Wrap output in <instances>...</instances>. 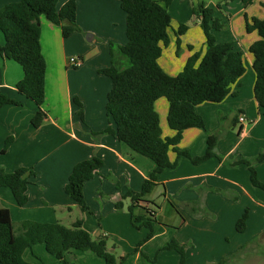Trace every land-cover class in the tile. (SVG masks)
Instances as JSON below:
<instances>
[{"label": "crops", "instance_id": "obj_1", "mask_svg": "<svg viewBox=\"0 0 264 264\" xmlns=\"http://www.w3.org/2000/svg\"><path fill=\"white\" fill-rule=\"evenodd\" d=\"M18 1L0 0V8ZM66 1L59 0V5ZM199 1L205 3L204 0ZM263 1L254 0L247 6L240 0L232 1L238 5L216 2L215 16L226 25L223 29L215 30L216 37L221 42H234L235 49L243 51L246 72L232 84L231 92L224 100L197 105L196 110L203 116L206 126L184 130L177 147L200 156L206 152L209 134L217 133L225 126L222 122L229 125L240 123L242 130L236 135L234 129H229L220 136L215 150L222 159L214 156L194 163L190 158L181 156L176 167L167 168L159 174L158 185L153 195L150 193L152 197L135 208H149L152 202H158V195L163 194L172 203L174 216L171 215V226L162 223L155 226L154 236L142 246L147 252L150 245L154 247L151 251H155L176 238L182 244H187V264H218L224 258H227L224 264H264V190L252 184L248 165L232 164L242 157L252 158L264 152V108L254 95L256 73L249 51L259 35L257 31L248 33L245 29V13L264 19ZM77 3L78 24L84 31L92 33L88 38L90 45L83 43L78 50H70L74 44L73 38L77 42L75 36H79L78 31L64 37L60 26L43 15L40 17L42 51L47 62L46 98L42 108L48 116L39 127L32 124L37 104L17 88L18 81L24 77L22 65L0 54V90L20 101V104L0 106V167L8 172L19 167H33L36 171V175L30 178L28 203L19 205L12 190L1 186L0 207L10 209L13 223L14 212L18 214L20 227L17 233L14 224L16 234L22 233V223L27 219L61 221L64 213H72L79 206L64 190L74 165L98 156L103 159L104 165L84 185L85 198L90 206V211H84V214L87 216L85 212H91L99 218L104 216L101 214L115 216L114 225L102 221L101 229L113 230V233L119 231L122 240L129 241L127 224L131 213L127 215L124 211L125 194L128 189L140 191L156 164L112 134L102 132L115 124L106 112L112 79L98 71L111 65L110 42H127L126 12L119 0H77ZM191 4L183 7L175 5L174 0L170 4L178 9L177 25L184 23L188 26L180 36L175 32L174 36L171 35L170 44L159 59L161 66L171 75H177L194 52H205L206 37L201 27V16L193 11L199 4L195 5L193 0ZM206 6L213 7L211 4ZM181 8L186 10L184 16ZM232 9L235 12H230ZM169 11L173 23L174 16ZM178 37L181 39L179 54ZM78 38L81 44L83 40ZM4 43L5 35L0 30V44ZM166 49H169L168 53H165ZM73 52L82 58V64L77 69H72L74 66L70 64V53ZM76 98L83 105V117L79 114L80 106ZM164 98H159L155 107L160 114L163 136H172L175 131L167 121L169 102ZM241 113L253 121L251 127L239 121ZM9 137L13 141L3 152ZM169 156L171 161H175L177 154L171 150ZM255 167L260 180L264 182V160L256 163ZM118 201L123 203V207L119 208L122 212L116 209ZM159 207L162 211L165 208L163 205ZM247 209L249 218L246 229L238 231L237 221ZM83 221L89 232H97V236L103 237L108 235L107 231H97L96 225L88 228L85 219ZM40 248L42 256L45 253L51 255L44 244ZM28 251L34 255L33 247L26 250L25 257L36 264L27 257ZM173 251L177 255H173ZM171 257L180 262V254L175 249L162 250L158 254V261L165 263ZM136 258H142V251L136 253Z\"/></svg>", "mask_w": 264, "mask_h": 264}, {"label": "trees", "instance_id": "obj_2", "mask_svg": "<svg viewBox=\"0 0 264 264\" xmlns=\"http://www.w3.org/2000/svg\"><path fill=\"white\" fill-rule=\"evenodd\" d=\"M126 12L125 44L110 42L111 65L98 71L112 79V87L107 95L106 112L115 126H108L102 132L110 133L118 140L127 143L133 150L151 158L156 166L150 177L145 179L140 191L128 189L125 197H131L129 206L132 223L142 221L149 228L148 234L136 248L140 251L143 243L155 234L157 210L148 208L149 215L134 216V208L146 201L158 185L159 174L170 167H176L181 156L190 158L194 163L206 161L216 153V145L220 136L211 133L208 136L206 152L200 156L192 155L188 150L177 146L182 139L184 130L191 127H205V120L196 110L198 104L220 102L231 92V86L246 72L244 53L235 49L234 42L218 41L213 31L223 29L226 25L217 16L214 7L199 4L194 13L201 16V27L206 37L205 52H194L190 55L177 75H171L161 66L159 59L164 49L170 44L172 15L169 6L173 0H119ZM249 5L254 0H240ZM264 6V1L262 2ZM77 0H67L59 5V0H19L0 8V30L5 35V43L0 44V54L14 59L24 70V77L18 81V90L32 99L38 106L32 118V124L39 127L48 114L42 108L46 98L47 62L42 51L41 21L44 15L50 22L61 27L64 37L80 31L77 22ZM188 29L180 23L174 30L180 36ZM245 29L248 33L257 31L259 38L249 47L253 56V69L256 73L254 95L259 105L264 108V19L249 16L245 13ZM180 37L177 38V53L180 51ZM165 97L169 102L167 115L168 125L175 131L172 136H163L160 114L155 103ZM79 104V114L83 117V105ZM8 103L20 104L0 90V106ZM242 127L240 128V131ZM13 138L6 140L3 152L12 143ZM173 150L177 157L171 161L169 152ZM264 160V152L255 157L241 159L233 165L246 164L250 170L253 185L264 190V182L260 180L255 164ZM104 165L103 159L93 156L77 162L66 183L65 192L80 206L83 211H90L84 194L86 181L92 179ZM36 175L33 167H19L12 172L0 167V187H9L21 206L29 201L28 187L30 178ZM123 207L122 201L116 203ZM249 218L248 209L237 221L238 231H244ZM137 226V225H136ZM23 231L16 234L11 211L0 207V264H34L25 257L28 248L38 243L45 245L48 253L55 256L61 263L69 264L66 254L71 250L91 251L103 258L106 264H119L126 259H117L110 252L106 239L102 236L93 237L84 227L83 219H78L71 226L61 222H41L27 219L22 223ZM187 244L172 238L159 251L175 249L180 254V264H187ZM142 256L149 258L146 254ZM154 264L158 254L149 259ZM227 258L218 264H224Z\"/></svg>", "mask_w": 264, "mask_h": 264}, {"label": "rangeland", "instance_id": "obj_3", "mask_svg": "<svg viewBox=\"0 0 264 264\" xmlns=\"http://www.w3.org/2000/svg\"><path fill=\"white\" fill-rule=\"evenodd\" d=\"M174 1H175V5H182L183 7H188V5H192L191 0H174ZM193 1H194L195 5L200 3V1L198 2V0H193ZM204 1H205V4H211L215 8V10L217 8L216 2H220V3H222V5H224V2H228V5H238L237 2H232L233 0H204ZM175 5H172V6L170 5V8H169V10H171V12L174 16V20L172 23L173 28H172V30H170V34L173 36H174V30L178 28L177 27L178 22L176 21V11L178 9L176 10L177 7ZM198 6L199 5H197V7ZM181 11L183 13L182 16H184L186 10L181 8ZM230 12H235V11H233V9H232V11H230ZM213 32L216 35V31H213ZM78 33H79V36H75L77 39V42L74 40V38L72 40L74 44L72 46H70L71 51L78 50L80 47H82L83 43L86 46L90 45L88 38H89V35L92 33L89 31H84V29H81L80 31H78ZM78 37H80V39L83 40V42L81 44L79 43ZM113 42L118 43L115 41H113ZM168 50L166 49L165 53H168L167 52ZM70 56L78 57V53H76V52L70 53ZM72 69H77V67H72ZM163 100H165V98ZM160 112H161V109H160ZM245 123H246L247 127L249 128L252 126L253 121H251L249 118L246 117ZM222 125H225L222 127V129H220V131L222 133L226 132L229 129H234L236 135H238V132H239L240 127H241L240 123H237V124L232 123L229 125V123L226 124V122L225 123L222 122ZM154 191L155 190H153L152 195H153ZM212 191H214V190H212ZM152 195L148 194L147 196H145V198H151ZM124 199H125L124 211L128 215L130 213L129 206H131V204H132V199H131V197H125ZM154 200H155V197H154ZM156 200H158V202L157 201H156L157 203L152 202L150 207H149L151 209L156 208V210L158 211L157 221L155 222V225L162 223V224H166V225L171 226V224H172L171 215L174 216V214L172 213V212H174V209L172 207V203L170 202V200L167 201L164 198L163 194L158 195ZM159 205L165 206L163 211L160 209L161 207H159ZM99 208L101 209V203L100 202H99ZM116 209L118 212H122V209H119V208H116ZM14 213H15L14 224H15V229L18 233L20 223L18 222V214L16 212H14ZM85 213L87 216H85L84 211L81 210V208L79 206H76L74 208V210L72 211V213H69V214H68V212H67V214L64 213L61 221H59V222L65 224L67 226H71L73 224V222H75L76 220H78V219L84 220L85 219V223L87 224L86 226L88 228H90L91 225L92 226L96 225V226H98L97 231L98 230H100V231L102 230V232L107 231L108 235L104 236V238L107 241V246H108L109 251L114 253L118 260H120L121 256H126V259L124 261L120 262L119 264H153L151 262V260H149V259H153L157 254H159L162 251V250L159 251V249H156L155 251H151L154 249V247L152 248V245H150L149 247H147L148 248V252H147L146 248L142 249V246L146 243L145 242L141 246L140 252L142 251L143 254H146L147 256H149V258H145L142 256V258L139 260L136 258V253H137L136 248L138 247V244L141 241L143 242L144 238L146 237V235L148 234V231H149V228L147 226L143 225L142 221L135 220V224L137 225L136 226L132 223V218L131 217L129 218V216H128L127 229L130 230V233H129V241H126V240H122L119 231H117V232L115 231V233H113V230L110 231V230H106V229H101L100 224L102 223V221L105 224L110 223V224L114 225V222H115L114 219L116 218L115 216L107 217L105 214H101V215H104L103 217H101L102 218L101 219L99 217H96V215L92 214L91 212H85ZM133 213H134L135 217L138 216V214L145 215L146 217L149 215L147 207L134 208ZM60 214H62V213H60ZM130 216H131V214H130ZM236 229H237V227H236ZM125 234H123V236L128 238L127 236H125ZM92 235L94 238H96L97 232L92 233ZM161 239L162 238H159V240H161ZM133 242H136V243H133ZM40 245H43V244L38 243V244L33 246L34 255L37 258L33 254H31V251H28L27 257H29L30 260L37 262L36 264H42V262H44L45 264H60L61 263L59 260L56 259V257H53L47 253H45L44 256H42L43 252H41ZM43 250H44V248H43ZM172 253H175L173 255H177L176 252H174V251ZM38 257H40V259H38ZM66 257L69 260V264H106V261L103 258L98 257L95 253H93L91 251L74 250V252H68L66 254ZM164 257H166V255ZM154 264H180V262H179V259L177 261H174V258L171 257V258H169L168 262L165 260V263H163V260H161V262L159 263V261L157 260L156 263H154Z\"/></svg>", "mask_w": 264, "mask_h": 264}, {"label": "built area", "instance_id": "obj_4", "mask_svg": "<svg viewBox=\"0 0 264 264\" xmlns=\"http://www.w3.org/2000/svg\"><path fill=\"white\" fill-rule=\"evenodd\" d=\"M70 64L74 67H79L82 64V58L72 56L70 57ZM239 121L242 123L246 122V115L241 113L239 115Z\"/></svg>", "mask_w": 264, "mask_h": 264}]
</instances>
